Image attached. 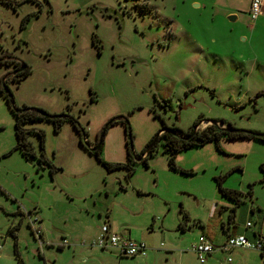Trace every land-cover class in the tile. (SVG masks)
<instances>
[{
    "label": "rangeland",
    "instance_id": "obj_1",
    "mask_svg": "<svg viewBox=\"0 0 264 264\" xmlns=\"http://www.w3.org/2000/svg\"><path fill=\"white\" fill-rule=\"evenodd\" d=\"M8 1L0 0V56L30 68L8 81L14 104L68 116L58 131L47 119L22 125L44 131L43 165L35 132L27 136L35 156L8 154L15 115L7 88L0 91V264H219L228 256L232 264H264L255 249H215L203 263L192 249L202 233L217 246L232 227L264 219V141H209L177 153L172 169L163 138L147 164L129 161L125 133L128 124L135 160L163 127L186 131L199 116L264 133V9L252 21L251 0ZM105 8L121 13V25ZM13 67L0 62V79ZM70 116L89 147L114 120L101 159L122 166L108 169L91 154ZM218 182L239 192V202ZM27 213L40 221L42 243ZM106 224L144 241L146 255L94 245Z\"/></svg>",
    "mask_w": 264,
    "mask_h": 264
},
{
    "label": "trees",
    "instance_id": "obj_2",
    "mask_svg": "<svg viewBox=\"0 0 264 264\" xmlns=\"http://www.w3.org/2000/svg\"><path fill=\"white\" fill-rule=\"evenodd\" d=\"M7 2H9L7 0ZM27 18V17H26ZM21 78H19L17 81L19 82ZM10 95L12 94V91L9 90ZM13 99V98H12ZM13 101V100H11ZM9 107L10 104L8 103ZM11 109V107H10ZM12 110V109H11ZM13 111V110H12ZM45 112V111H44ZM15 115V135H16V145L8 152V154L12 153L14 150H19L22 155L25 157H31L35 156L34 151L32 149L31 143L28 140L27 136L28 133L30 132H35L37 133V136L39 138L40 142V157H39V163L43 165L45 162L44 158V144H45V133L41 129H25L22 125L28 121V120H34V119H47L53 122L54 125V130L58 131L61 128L62 122L65 120L59 119V118H50L48 116H45L41 114L40 112H26L25 110H19L13 111ZM69 119L71 120L73 126L79 133V142L84 146L85 143L83 141V136L85 135V130L84 128L80 125V123L76 120V118L70 116ZM127 117H125L126 121ZM202 117H198L194 122L191 124V126L186 130L183 131L179 129L176 126L170 127V129L174 132H164L161 137L163 138V152L166 154L167 159H168V165L172 169H178V167L175 164V155L183 150H187L192 147H202L209 141H215L218 143L220 138H226V139H257L264 141V137H257L251 133H236V132H230L225 129H221L217 127L215 124H211L206 126L204 129H197L195 130L196 126L202 121ZM114 123L112 119L107 120L102 128H107ZM125 129H128V124H126ZM148 144V143H147ZM146 144V146H147ZM157 143L153 146L151 150L148 151V157L143 160L142 162L147 164V159L151 156H153L155 152ZM102 146L103 142H101L100 146L97 147L96 149H87L91 154H94L108 169H111L113 167H121V164H112L105 162L104 160L101 159V153H102ZM7 154V155H8ZM129 161H131L132 157L130 153H128ZM133 161V160H132ZM139 163V162H136ZM261 170L264 173V163L260 165ZM182 172H185L181 170ZM218 188L221 191L222 195L225 197L232 199L233 201H236L237 203L239 202V197L238 194L239 192L223 188L221 186V183L218 182ZM183 213V222H180L178 225V229L181 231H185L187 229V220H188V215L185 213L182 209L180 211ZM186 221V222H185ZM16 229L17 226H13L9 228L8 233H11L12 236L15 237L16 240ZM17 246V243H15ZM263 254V253H262Z\"/></svg>",
    "mask_w": 264,
    "mask_h": 264
},
{
    "label": "built area",
    "instance_id": "obj_3",
    "mask_svg": "<svg viewBox=\"0 0 264 264\" xmlns=\"http://www.w3.org/2000/svg\"><path fill=\"white\" fill-rule=\"evenodd\" d=\"M263 9L264 0H251V5L248 10L251 20L256 21L262 15ZM26 215L28 217V224L33 230L35 240L42 243V231L40 229L39 219L37 217H31L29 213ZM246 226L250 227L251 223L248 222ZM101 230L102 233L98 240L93 243L94 245L100 248L116 249L119 254L130 257L146 255L148 247L144 241L124 237L122 234L111 233L110 226L107 224L103 225ZM64 243H66V240H64ZM235 248L255 249L264 254V236H260L255 241H250L244 234L228 235L225 242L216 246L212 244L206 234L202 233L198 242L192 247L200 263L205 262L207 256L212 254L215 249L223 253H228ZM231 262L232 258L228 256L219 264H230Z\"/></svg>",
    "mask_w": 264,
    "mask_h": 264
},
{
    "label": "flooded vegetation",
    "instance_id": "obj_4",
    "mask_svg": "<svg viewBox=\"0 0 264 264\" xmlns=\"http://www.w3.org/2000/svg\"><path fill=\"white\" fill-rule=\"evenodd\" d=\"M9 2H12V1H9ZM15 4H18L19 2H14ZM90 9L91 8H89V9H86V10H84V11H82V12H86L85 14H88L89 13V11H90ZM110 10H112L114 13H112V12H110ZM82 12H80V14L82 13ZM116 13V14H115ZM104 15L105 16H113V17H115L117 20H118V22L120 23V25H121V22H122V20H123V18H122V15H121V13H119L117 10H115V9H109V8H105L104 9ZM5 59V61L7 62V63H13L14 64V67H13V69H11V70H8L6 73H4V75L1 77V79H0V91L1 92H3L4 93V91H3V87H6L7 88V94H6V98H7V100H8V103L10 104V107H11V109L14 111V109L15 108H21V109H26V108H38V107H28V106H25V105H23V106H21V107H17L15 104H14V100L12 99L13 98V95L11 94L10 95V93H9V87H8V81H9V79H10V77L12 76V80H14V81H17L19 78H23L24 76H26L28 73H29V71H30V68H29V66H28V64L23 60V59H21V58H16V57H14V56H12V55H1L0 56V62H3V60ZM7 77V78H6ZM18 82V81H17ZM11 91V90H10ZM11 100H13V101H11ZM39 109H41V108H39ZM43 110V109H42ZM26 112H34V111H36V110H31V109H27V110H25ZM43 111H45V110H43ZM18 112V111H17ZM37 112V111H36ZM46 113H48L47 111H45ZM49 114H56V115H61V116H57V117H53V118H59V119H65L68 115H67V113L65 112V111H62V112H58V113H49ZM52 118V117H51ZM203 119V118H202ZM113 122H114V120H112ZM209 120H205V119H203L200 123H202V122H204L206 125H205V127L206 126H208V125H211V124H213V123H211L210 122V124H209V122H208ZM199 123V124H200ZM199 124L196 126V128H195V130H197V129H204L205 127H203V128H198V126H199ZM219 124H221V123H219ZM216 125V124H215ZM222 126H224V127H232L231 125H229V126H225V125H223V124H221ZM217 126V125H216ZM103 127V126H102ZM106 131L107 130H105V128H101L99 131H98V133H97V135H96V137H95V142H94V144H93V146L92 147H89L88 145H84V147L86 148V149H96L97 147H99L100 146V144H101V142H104L103 140H104V136H105V133H106ZM172 132V130L170 129V127H163L161 130H159V135H158V138L156 139V141L154 142V144L150 147V144H151V142L153 141V139H154V137L158 134H155L146 144H147V146H146V144H145V146H144V148L142 149V151H141V153H140V158L137 160H135L134 158H133V156H132V154H131V150H132V138H131V134H130V131H128V129H125V133H126V135H127V140H126V145H127V152L128 153H130V155H131V159L133 160V162H142L143 160H145L147 157H148V151L149 150H151L152 148H153V146L156 144V143H158V141L162 138L161 137V135L164 133V132ZM241 133H244V132H241ZM84 137V136H83ZM162 143H163V141H162ZM157 146V145H156ZM102 149H103V146H102ZM155 151H156V148H155ZM155 153V152H154ZM154 155V154H153ZM136 156H138V155H136ZM152 157V156H151ZM150 158V157H149ZM148 158V159H149ZM148 159H147V162H148ZM128 160H129V157H128ZM131 160V161H132ZM145 164V163H144Z\"/></svg>",
    "mask_w": 264,
    "mask_h": 264
},
{
    "label": "crops",
    "instance_id": "obj_5",
    "mask_svg": "<svg viewBox=\"0 0 264 264\" xmlns=\"http://www.w3.org/2000/svg\"><path fill=\"white\" fill-rule=\"evenodd\" d=\"M248 222L250 221L245 222L244 228L232 227L230 231H227V236L234 234H244L247 238L253 239V241L257 240L260 236H264V219H262V221H260V223L256 226L251 223V226L247 227L246 224ZM230 264H232V262Z\"/></svg>",
    "mask_w": 264,
    "mask_h": 264
},
{
    "label": "water",
    "instance_id": "obj_6",
    "mask_svg": "<svg viewBox=\"0 0 264 264\" xmlns=\"http://www.w3.org/2000/svg\"><path fill=\"white\" fill-rule=\"evenodd\" d=\"M110 12L114 13L112 10H110ZM86 12H82L81 14H85ZM116 14V13H115ZM230 19H236V15H231L230 16ZM123 21V20H122ZM27 109H31V110H36L37 112H40L41 114L45 115V116H48V117H57V116H61V115H56V114H49V113H46L44 112L42 109H39V108H26V109H21V108H15L14 110L15 111H19V110H27ZM209 122V121H208ZM213 124H216L217 127L221 128V129H225V130H228L230 132H236V133H241V132H244V133H251L257 137H264V133H259V132H253V131H247V130H243V129H237V128H234V127H224L222 126L221 124L219 123H215V122H211ZM173 132V131H172ZM160 133V132H159ZM159 133L154 137L153 141L151 142L150 144V147L154 144V142L156 141V139L158 138V135ZM174 133V132H173Z\"/></svg>",
    "mask_w": 264,
    "mask_h": 264
}]
</instances>
